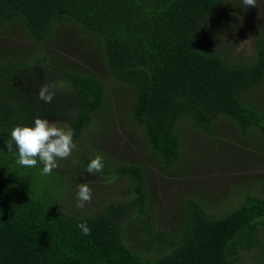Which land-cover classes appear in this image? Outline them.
<instances>
[{"label":"trees","instance_id":"obj_1","mask_svg":"<svg viewBox=\"0 0 264 264\" xmlns=\"http://www.w3.org/2000/svg\"><path fill=\"white\" fill-rule=\"evenodd\" d=\"M239 1L0 0V40L32 43L0 49V264H264V197L248 195L216 213L197 193L182 194L177 230L167 232L152 214L144 162L107 153L103 175L86 171L103 112L139 129L140 148L163 170L189 155V128L215 144L227 119L246 140H264V106L249 98L264 85V37L248 62L218 43V25L236 28ZM52 45L87 51L81 60L61 58ZM45 83L53 86L51 103L38 98ZM37 117L69 126L82 146L47 176L40 163L21 168L5 145L12 129ZM104 176L126 182L119 191L126 201L107 203ZM79 183L92 190L83 209ZM84 222L88 235L78 227Z\"/></svg>","mask_w":264,"mask_h":264},{"label":"rangeland","instance_id":"obj_2","mask_svg":"<svg viewBox=\"0 0 264 264\" xmlns=\"http://www.w3.org/2000/svg\"><path fill=\"white\" fill-rule=\"evenodd\" d=\"M239 3L241 9L239 17L232 23L236 28L218 25L219 29H224L217 37L223 39V41L218 39V43H221L222 46L230 43L233 47L230 52L232 56H241L248 62L256 57L257 42L261 36L264 37V0H257V7L250 8L245 7L242 0ZM236 10L238 9L236 8ZM224 11L227 13L230 9H224ZM1 37L4 38L3 35ZM9 41L5 44L4 41L0 40V49L5 45H14L21 41H27V43L18 44L17 47L19 48L24 44L29 47L32 45L28 38H14L11 43ZM50 50L61 58L78 57L79 60L85 56L87 51L74 48L64 49L54 45L50 47ZM260 88L258 91L250 92L249 98L252 101L255 100L256 104L264 106V85ZM120 95L118 93L113 94L112 98L115 101H120L121 104L124 100L121 101L122 97ZM121 111H123V108H121ZM121 111L117 112L123 113ZM96 122L103 123L104 127L100 130L98 143L88 149L89 153L93 157H101V154L108 156L107 153L112 156L119 154L123 158H130L133 162L142 161L146 164L149 179L148 186L151 194L154 195L152 210L155 213L152 214L156 219L157 226L167 232L177 230L175 223V219L179 217L177 203L182 194L197 193L198 198L208 200V204L214 206V208L209 206V211L216 213L227 211L228 207L245 200L248 195L264 197V185L251 179L252 175L257 179H264L263 136L256 134L252 142L251 140L248 141L246 138L234 133L235 127L227 119L221 121L219 125V133L223 135V138L215 144H208L205 139L207 136L202 138L198 134H194L188 127L189 132L184 133L186 137L184 146L189 155L181 161L180 166L175 165V167L167 170L161 168V162L154 157L152 152L140 148V137L137 135L139 129H134L128 125L125 119L122 118V114L114 117L112 113L103 112L96 117ZM58 126L69 128L65 124ZM253 133H255V130H252L251 135ZM73 142L77 147H82L80 146L81 143ZM253 142H257L258 145H253ZM253 147H258L260 150L259 157L254 154L255 149ZM71 158L75 159V156L71 154L68 159ZM60 161L65 162L62 159ZM98 175L101 176L103 173ZM103 178L109 179L108 176ZM110 182L111 191L107 203L116 200L126 201V196H122L119 192L127 187L126 182H122L120 179L110 180ZM215 198L217 200L221 198L219 201L221 203H217ZM169 213H171L172 218L168 217ZM252 260V258L246 259L245 262L249 261L250 263Z\"/></svg>","mask_w":264,"mask_h":264},{"label":"clouds","instance_id":"obj_3","mask_svg":"<svg viewBox=\"0 0 264 264\" xmlns=\"http://www.w3.org/2000/svg\"><path fill=\"white\" fill-rule=\"evenodd\" d=\"M247 7H257V0H242ZM52 85L43 84L38 91V98L44 103H51L54 98ZM8 152H15V163L21 168H36L38 163L43 165L41 175H51L58 167V159H67L77 145L73 142V132L70 128L60 127L56 122L50 123L47 119L37 117L33 126H16L5 141ZM104 164L103 158L96 156L91 159L86 171L91 174L101 173ZM92 200V190L88 183L77 185V207L83 209L86 203ZM84 235L90 234L87 223L78 225Z\"/></svg>","mask_w":264,"mask_h":264}]
</instances>
